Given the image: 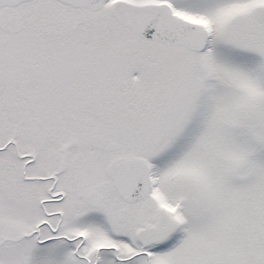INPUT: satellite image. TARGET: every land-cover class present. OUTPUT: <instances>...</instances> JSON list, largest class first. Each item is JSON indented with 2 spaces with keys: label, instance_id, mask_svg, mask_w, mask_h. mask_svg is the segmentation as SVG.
<instances>
[{
  "label": "snow or ice",
  "instance_id": "1",
  "mask_svg": "<svg viewBox=\"0 0 264 264\" xmlns=\"http://www.w3.org/2000/svg\"><path fill=\"white\" fill-rule=\"evenodd\" d=\"M0 264H264V0H0Z\"/></svg>",
  "mask_w": 264,
  "mask_h": 264
}]
</instances>
